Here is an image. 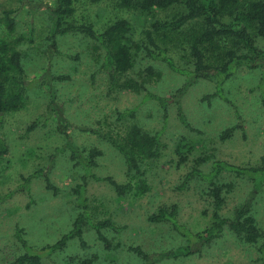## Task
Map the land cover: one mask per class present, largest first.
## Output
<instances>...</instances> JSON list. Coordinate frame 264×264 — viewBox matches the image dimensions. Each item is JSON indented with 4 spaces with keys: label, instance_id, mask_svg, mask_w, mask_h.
Returning a JSON list of instances; mask_svg holds the SVG:
<instances>
[{
    "label": "rangeland",
    "instance_id": "374dc122",
    "mask_svg": "<svg viewBox=\"0 0 264 264\" xmlns=\"http://www.w3.org/2000/svg\"><path fill=\"white\" fill-rule=\"evenodd\" d=\"M51 3L52 0H0L1 17L5 11L17 12L16 31L9 33L2 29L0 44L14 42L23 52L25 81L29 85L25 105L8 112L0 124V138L8 147V153L0 156V264H13L24 253L16 238L18 229L32 248L41 251L67 235L83 209L89 218L83 226L86 247L78 239L70 240L62 249L43 253V264H82L84 261L148 264L142 256L129 250L132 247H139L152 259L160 258L155 264H261L258 248L262 240L257 244L247 243L228 229L196 254L164 257V252L177 250L187 243L170 223H153L149 218L160 209L177 206L178 222L193 233H202L214 221V199L206 181L194 176L188 179V175L195 169L206 174L216 162L242 168L262 164L264 61L260 68L236 65L231 77L221 83L220 95H217L216 81L220 79L192 83L185 88L179 103L169 106L168 121L164 124L160 106L147 99L146 92L131 88V81L145 84L152 93L170 98L184 87V76L159 61L148 59L145 53L134 52L133 67L121 77V88L109 92L108 76L99 70L102 51L94 41L68 35L58 39L60 54H55L50 47L47 37L51 25L45 8ZM118 4L119 0H102L96 4L82 0L75 5L69 21L76 25L89 24L96 32L103 33L115 22L128 20L135 40L140 41L156 22H171L185 13L181 6L142 11L135 7L124 9ZM203 28V20L197 19L178 32L164 30L154 37L177 66L192 69L190 47ZM255 39L264 52V37L256 34ZM207 49L210 61L212 51L222 55V50ZM147 67L153 69L152 75L147 74ZM57 76L68 79L58 81ZM128 109L136 110L134 121L144 131L152 134L162 131L165 147L156 160L142 161L149 191H133L120 197L108 182L92 176L137 186L138 179L127 176L124 159L105 138L125 140L132 121H119L118 112ZM180 114L185 115L194 131L184 127ZM33 123H38V127L28 133ZM239 124L241 128L234 130L230 139H221L223 132ZM181 143L192 148L186 161L181 160L177 151ZM91 151L103 153L96 159V166L79 165L77 162L83 163ZM73 154L79 159H74ZM31 176L29 194L22 186L23 180ZM83 176H88L87 208L73 192L82 184ZM218 178L219 184L231 186L222 192L224 203L220 214L233 218L247 204L252 209L255 226L263 233L264 183L256 190L246 176L226 170ZM47 179L56 190L47 188ZM107 221L114 228H102L101 234L110 242V249L91 226Z\"/></svg>",
    "mask_w": 264,
    "mask_h": 264
},
{
    "label": "trees",
    "instance_id": "16d2710c",
    "mask_svg": "<svg viewBox=\"0 0 264 264\" xmlns=\"http://www.w3.org/2000/svg\"><path fill=\"white\" fill-rule=\"evenodd\" d=\"M80 1L82 0H52V5L45 8V15L51 25L47 40L54 53L60 54L58 48V39L60 37L68 35L84 36L94 41L102 51V64L99 70L107 74L110 81L109 92L111 93L117 87L121 88L120 79L133 67V56L135 53H145L148 59L159 61L174 73L184 76V87L178 89L170 98L152 93L147 89L145 84L131 81V88L138 92H146V98L155 101L160 106L163 112L164 124L168 121L169 106L171 104H178L185 88L189 87L192 83L205 79H220V81L216 80L218 83L217 95H220L221 83H224L225 80L231 77L236 65L245 64L251 68L262 67L261 63L264 61V52L258 48L255 36L257 34L264 37V0H119L118 5L124 9L135 7L142 11H150L166 10L173 6L185 8V13L177 16L174 21L156 22L153 24L151 30L144 32V39L140 41L135 40L128 20L115 22L103 33L96 32L93 26L89 24L76 25L71 23L69 18L75 12V5ZM89 1L96 4L102 0ZM16 14V11H5L3 16H0V34L2 29H5L9 33L16 31ZM197 19L203 20L204 28L190 47L193 68H181L168 55V51L158 44L154 34L164 30L178 32L185 24ZM14 44V42L0 44V124L8 112L19 110L25 105V99L29 90V85L25 81V56ZM208 47L213 48L214 51L217 49L222 50V55H215L212 51V61H210L208 56H206ZM69 58L73 60L78 59V57L72 56H69ZM146 72L149 75L154 73L151 67H147ZM67 79L65 76L56 77L58 81ZM220 97L223 98L222 95ZM224 100L226 101V98ZM125 119L132 121L125 140L118 141L111 136H105V138L110 141L112 147L124 159L127 167V176L138 179L137 186L130 183L119 184L112 178L101 179L97 176H92L96 180L108 182L120 197H124L133 191L140 193L149 191L150 187L145 180L146 172L142 168V161L156 160L165 147L161 140L162 131L153 134L146 132L134 121L136 119L135 109L118 112V120L122 122ZM179 119L184 127L190 131H194L184 114H180ZM37 127L38 123H33L27 132L30 133ZM237 128H241V124L223 132L220 136L221 139L223 141L230 139L233 131ZM88 130L94 133L97 132V130L93 129ZM183 149L185 151H182ZM191 149L188 144L181 143L179 145L177 151H179L182 161L187 160L186 156L191 152ZM7 153L8 147L0 138V156ZM102 154L100 151H91L83 163L79 161L77 163L88 167L96 166V159ZM73 156L74 159H79L77 155L73 154ZM222 170L232 172L240 177L246 176L256 190L264 183V161L260 166L246 168L216 162L213 163L211 170L206 174L199 169H195L187 178L190 179L193 176L200 177L208 183L214 199V221L204 232L193 233L178 222L177 206H173L171 209H160L157 214L149 218V221L153 223H170L173 230L185 238L187 243L186 246L180 247L177 250L164 252V257L178 258L180 256L196 254L201 251L204 245L218 239L228 229L247 243L257 244L261 239L262 243L258 248L259 262L264 264V232L261 233L257 226H255L250 206L247 204L241 206L233 218H225L220 214V209L224 203L222 192L224 189H231L230 185L224 186L218 182V177ZM32 177L23 180L22 187L29 194L31 192L30 182ZM87 180L88 176H83L82 184L77 185L73 190L78 196L79 202L82 200L81 202L85 204V208H87ZM46 182L49 190H56L49 179ZM86 212L87 210L83 209V213L79 214L73 224L72 230L67 235L56 244L44 247L41 251L32 248L23 238L22 231L18 229L16 238L23 247L24 253L13 264H43V253L47 250L55 251L62 249L73 239H78L81 246L86 247L87 244L83 238V226L86 224V220H89ZM91 226L99 233V239L104 243L105 247L110 249L111 244L101 234V229L107 227L114 228L113 225L107 221L97 226ZM129 250L142 256L148 264H155L160 259H152L151 255H148L139 247H132ZM89 263L90 261L82 262V264Z\"/></svg>",
    "mask_w": 264,
    "mask_h": 264
}]
</instances>
